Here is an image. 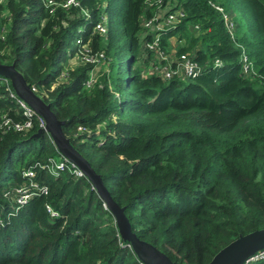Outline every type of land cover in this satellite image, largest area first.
Listing matches in <instances>:
<instances>
[{
    "label": "trees",
    "instance_id": "1",
    "mask_svg": "<svg viewBox=\"0 0 264 264\" xmlns=\"http://www.w3.org/2000/svg\"><path fill=\"white\" fill-rule=\"evenodd\" d=\"M79 2L53 10L45 0L1 3L9 14L0 62H14L65 120V135L139 238L176 263L207 264L238 235L264 227V0H178L184 17L161 45L189 37L175 53L202 66L190 80L136 65L145 54L141 19L152 13L145 0ZM82 44L103 51L108 67L89 87L94 65H69ZM242 48L255 74L243 73ZM8 87L0 77V112L25 119ZM39 127L34 120L25 132L0 131V264H141L84 177L37 170L47 193L16 209L13 190L29 181L23 171L60 155L47 133L30 138Z\"/></svg>",
    "mask_w": 264,
    "mask_h": 264
},
{
    "label": "built area",
    "instance_id": "2",
    "mask_svg": "<svg viewBox=\"0 0 264 264\" xmlns=\"http://www.w3.org/2000/svg\"><path fill=\"white\" fill-rule=\"evenodd\" d=\"M5 0H0V4ZM177 2L171 3V1L164 0H145V9L152 11L150 16L143 15L141 19V26L144 30L142 48L145 51L144 58L149 54L152 55L150 58L151 71L149 74H158L163 79H171L174 77L181 78L183 80H190L195 78L200 71L202 66L193 58L191 53L181 54H169L161 45V35L164 34L171 28H174L180 23L184 17V11L176 4ZM47 7H51L53 10L56 7L63 9H69L72 6L76 7L80 4L79 0H45ZM215 8L222 13L225 20L226 27L232 31L234 29V23L231 20V16L225 13L222 7L215 5ZM2 11V12H1ZM0 11V38L4 39L8 23H4L2 20L8 17L7 10ZM7 11V15L1 17L2 13ZM86 17H89L87 10H83ZM195 29L196 25L193 26ZM94 31L101 35L106 33L105 23H98L94 27ZM77 63H90L93 64V69L90 72V76L86 82V86H91L97 78L98 68L105 63V55L103 51H92L88 44H82L79 50ZM242 71L245 74H255V69L252 61L248 58V55L244 48L241 52ZM220 62L215 60L214 65H219ZM76 65V64H74ZM6 80V79H5ZM9 95L15 99L16 106L21 114L25 116V119H16L11 116L8 111L0 112V131L2 133L13 131V132H25L28 131L32 126L34 120H36L41 127L43 125L42 118L37 115L23 100L18 98L12 89L8 87ZM37 170H45L52 175H58L60 171H68L74 177H83L82 172L73 164L69 163L65 158L59 157L50 158L46 162H36L33 167H29L23 171V175L29 179L28 183L21 184L14 188L13 199L17 203L16 209L23 206L31 197L38 196L47 193V186L40 184L36 179ZM46 208L52 216H56L57 212L53 211L49 205ZM264 259V249L254 253L247 261L254 262Z\"/></svg>",
    "mask_w": 264,
    "mask_h": 264
},
{
    "label": "water",
    "instance_id": "3",
    "mask_svg": "<svg viewBox=\"0 0 264 264\" xmlns=\"http://www.w3.org/2000/svg\"><path fill=\"white\" fill-rule=\"evenodd\" d=\"M0 77L10 82L15 95L23 100L43 120V125L30 138H39L47 133L61 157L76 166L83 177L91 184V189L102 200L104 207L111 213L120 239L127 242L141 264H179L152 243L139 238L131 228L125 214V206H120L111 196L102 176L94 169L89 160L71 143L63 131L65 120L57 118L47 102L26 81L15 63L0 62ZM264 249V227L246 234H240L220 248L207 264H246L256 252Z\"/></svg>",
    "mask_w": 264,
    "mask_h": 264
},
{
    "label": "rangeland",
    "instance_id": "4",
    "mask_svg": "<svg viewBox=\"0 0 264 264\" xmlns=\"http://www.w3.org/2000/svg\"><path fill=\"white\" fill-rule=\"evenodd\" d=\"M175 2H178V0H174ZM3 10V9H2ZM4 10H6L5 8H4ZM1 11V10H0ZM2 12V11H1ZM5 15H7V11H4L3 13H2V15H1V17L3 18V16H5ZM175 37H177V36H175ZM174 37V38H175ZM181 38V40H182V43H184V45L185 46H187V42L189 41V37L187 36V37H180ZM174 40V39H173ZM177 41H178V39H177ZM177 41H175V43H177ZM174 45V44H173ZM172 45V43L169 45V48L168 49H166L167 50V53H169V54H176L175 52H177V46L175 45V46H173ZM75 61H77V58H75V59H72L70 62H69V65H70V67L71 68H73L75 65H74V62ZM136 65L137 66H139L140 68H141V70H142V72L144 73V74H149L150 73V71H151V63L150 62H144V57H142V58H140L138 61H137V63H136ZM106 70H108V67L105 65V64H102L99 68H98V72H97V75L99 76V74L100 73H102V72H104V71H106Z\"/></svg>",
    "mask_w": 264,
    "mask_h": 264
},
{
    "label": "crops",
    "instance_id": "5",
    "mask_svg": "<svg viewBox=\"0 0 264 264\" xmlns=\"http://www.w3.org/2000/svg\"><path fill=\"white\" fill-rule=\"evenodd\" d=\"M173 39H174V40H173ZM177 39H178L177 37H175V38H170V44L172 43V45L174 44L173 46L176 45L177 47L180 46V45L182 44V40H178V41H177ZM175 41H177V43H175ZM75 58H76V57H73L72 59H75ZM72 59H70L69 62H70ZM76 63H77V61L74 62V64H76Z\"/></svg>",
    "mask_w": 264,
    "mask_h": 264
}]
</instances>
